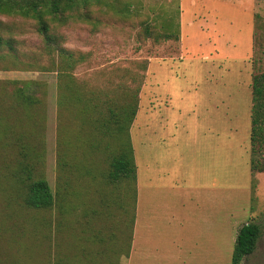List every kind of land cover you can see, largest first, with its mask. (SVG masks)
<instances>
[{"label": "rangeland", "instance_id": "1", "mask_svg": "<svg viewBox=\"0 0 264 264\" xmlns=\"http://www.w3.org/2000/svg\"><path fill=\"white\" fill-rule=\"evenodd\" d=\"M105 4L83 10L84 20L69 19L62 26L51 24L60 46L78 60L71 74L78 84L87 83L91 88L116 90L117 86L120 89L112 96L120 101L130 89L138 87L129 78L140 73L137 63L145 61L138 103L140 99L143 109L148 104L168 103L167 97L161 100L157 95L171 97L170 105H179L185 112L177 124L180 137L185 128L187 160L199 154L209 175L217 176L216 204H212V220L216 219V232L213 230L212 235L216 238L217 255L211 264H231L236 229L248 222L256 224L261 234L254 252L241 264H264V153L253 154L262 172L252 173L249 141L251 78L264 72V0H105ZM253 16L261 19L258 22L255 19L252 47ZM144 26L153 34L177 33L178 39L145 37ZM0 37L16 42L22 64H33L25 69H0V81L36 80L46 86L38 106L16 112L5 106L6 101L0 106L1 123L22 128L30 155L28 158L19 155L10 142L0 150V213H4L7 196H13V186L18 185L15 180L25 177L26 172L33 178H44L55 192L57 142L69 132L73 134V128H66L68 123L81 122L77 116L81 104H72L63 115L64 110L58 106V72L36 69L48 66L50 61L43 53V41L36 32L35 21L0 16ZM4 53L5 50H0V54ZM214 91H217V109ZM16 116L23 120H16ZM84 136L83 132L74 136L75 153L71 157L81 162L78 167L92 161L88 160ZM122 145L127 148L124 139ZM77 171L80 176L75 175L72 180L73 195L78 198L74 204L84 202L86 207H92L97 198L105 195L103 191L111 192L100 170ZM11 203L13 216L26 232L21 235L20 231L11 229V221L0 215V264H7V257H18V251L29 255L22 256V261L16 264H56L55 260L62 257L56 256L58 249L49 241H40L41 233L48 234L49 230L41 228L39 221L49 220V213H27ZM193 206L187 202L186 212ZM110 208V222L128 215V210L126 215H117V208L114 205ZM77 217L74 210L67 219L83 221ZM34 223L38 226L34 227ZM77 223L62 234L72 238L81 233V228H77L81 225ZM15 233L21 235L16 238L21 247L10 241ZM146 235L136 233L130 258H124V263L198 264L191 256L169 257L178 254L174 242H154ZM160 244L161 247L157 246ZM67 251L65 248L63 254L72 261L66 264H85L75 258V252ZM183 252L187 255L189 251Z\"/></svg>", "mask_w": 264, "mask_h": 264}, {"label": "trees", "instance_id": "2", "mask_svg": "<svg viewBox=\"0 0 264 264\" xmlns=\"http://www.w3.org/2000/svg\"><path fill=\"white\" fill-rule=\"evenodd\" d=\"M105 5V0H0V16L35 21L36 32L43 41V53L50 61L48 66L36 69L41 71L54 69L58 72V106L59 109L64 110L63 115L64 112L69 111L68 108L72 107V104H81L80 114H77L81 122L68 123L66 128L67 130L73 128V134L69 132L66 137H62L57 142L55 192L51 191L44 178H33L26 172L25 177L19 176L15 180L18 185L13 186L15 188L13 196H7L8 200L2 209L7 212L0 213L2 217L11 221V229L20 231L23 235L26 229L16 219L17 217L13 216L15 212L10 209L11 202L15 203L19 210L27 213L48 212L49 220L43 218L39 222L41 228L46 227L49 230V235L41 233L40 241H49L52 247L55 246L56 250L58 249L56 256L62 257L55 260L56 264L72 261L66 258L70 256H64L65 248H68L67 252H75V258L82 260L85 264H121V257H127L129 251L130 228L134 216L133 208L129 203V191L131 184L135 183V165L129 143V126L137 111L139 87L143 81L142 73L145 72L147 63L145 61L137 63L140 73L129 78V81L138 83V87L134 90L129 88L128 94L119 101L112 96L114 91L120 89L117 86L116 90H110L109 88H91L87 83L76 82L71 72L78 64V60L73 58L70 51L60 46L59 37L51 30V24L62 26L69 19L84 20L85 15L81 14L83 10L91 6ZM119 14L124 15L122 11ZM255 19L258 22L260 18ZM143 33L145 37L155 35L156 40L178 39L177 33L165 31L162 34H153L148 26L143 27ZM15 45L16 42L11 38L0 37V50H5L4 54H0L1 70L25 69L33 65L22 64L19 61ZM6 63L8 64L5 65ZM45 87L43 83L36 80L0 81V106L6 101L5 106L14 112L26 111L38 106L46 91ZM250 110V170L255 173L262 172V169L257 167L253 154L259 151L264 153V72L252 75ZM2 119L0 115V150H4L10 142L18 149L19 155L28 158L29 146L25 143V132L16 125H4L1 123ZM15 119L23 120L17 116ZM74 128H77L76 133ZM82 132L85 135L84 143L89 156L88 160L92 161L78 167L77 164L81 162L75 161L71 156L75 153L74 136L81 135ZM123 139L127 145L126 149L122 145ZM89 168L100 170L107 185L106 188L111 190L108 193L109 196L103 191L105 195L97 198L92 207H86L84 202L74 204L77 196H74L72 191L73 176H80L76 174L79 173L77 169ZM84 172L90 173L85 170ZM113 205L118 210L117 215L122 213L126 215L127 210L128 215L122 220L110 222L112 216L110 206L113 207ZM74 210L77 212V218L83 221L67 219ZM76 222L78 226L81 225L76 226L81 228V233L75 234L72 238L62 234L73 228ZM34 224V227L38 226ZM260 234V228L254 223L248 222L238 229L231 254V264H240L244 258L254 252ZM13 235L15 237L11 236V243L21 247L22 244L16 239L21 235L16 233ZM36 238L38 242V236ZM28 255L26 252L18 251V257H7L5 261L7 264L20 263L22 256Z\"/></svg>", "mask_w": 264, "mask_h": 264}, {"label": "crops", "instance_id": "3", "mask_svg": "<svg viewBox=\"0 0 264 264\" xmlns=\"http://www.w3.org/2000/svg\"><path fill=\"white\" fill-rule=\"evenodd\" d=\"M254 31L253 16L252 47ZM213 95L216 100L217 91ZM166 97L168 103L155 102L143 109L139 99L129 126V143L135 165V183L130 186L129 203L134 216L128 256L121 257V264H126L123 259L132 253L137 232L147 234L145 237L154 242H174L178 254L169 257L191 256L198 264H211L217 255L216 238L212 235L213 230L216 232L212 204H216L217 176L216 173L215 177L212 173L209 175L199 154L193 153L187 160L185 128L181 130L180 137L177 124L185 112L179 105L171 106L168 95H157L161 100ZM187 202L194 206L186 212ZM157 246L161 247V244ZM182 251L189 252L186 255ZM185 261L182 260L183 263Z\"/></svg>", "mask_w": 264, "mask_h": 264}]
</instances>
